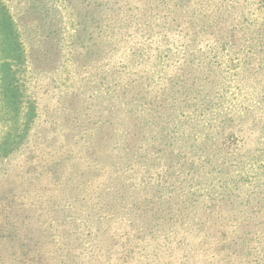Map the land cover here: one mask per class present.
Here are the masks:
<instances>
[{
  "label": "rangeland",
  "instance_id": "obj_1",
  "mask_svg": "<svg viewBox=\"0 0 264 264\" xmlns=\"http://www.w3.org/2000/svg\"><path fill=\"white\" fill-rule=\"evenodd\" d=\"M0 4V264H264V0Z\"/></svg>",
  "mask_w": 264,
  "mask_h": 264
},
{
  "label": "trees",
  "instance_id": "obj_2",
  "mask_svg": "<svg viewBox=\"0 0 264 264\" xmlns=\"http://www.w3.org/2000/svg\"><path fill=\"white\" fill-rule=\"evenodd\" d=\"M22 54L19 49L17 40L13 35L12 21L6 13L5 8L0 4V81L5 99V106L10 113H21V101L18 88L17 71L13 70L14 64L20 61ZM29 116V115H28ZM31 121L30 117L27 122ZM16 142L11 143V150L15 148ZM4 152V151H3ZM7 154V151L5 152ZM5 231L1 230V232ZM7 236V235H6ZM27 249V248H26ZM24 251V250H23ZM29 249L25 250L23 254H28ZM5 264V263H2Z\"/></svg>",
  "mask_w": 264,
  "mask_h": 264
}]
</instances>
